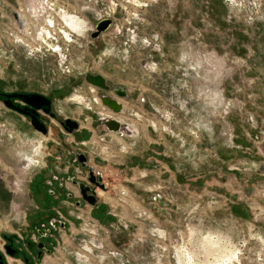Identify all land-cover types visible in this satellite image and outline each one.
<instances>
[{
	"label": "rangeland",
	"instance_id": "374dc122",
	"mask_svg": "<svg viewBox=\"0 0 264 264\" xmlns=\"http://www.w3.org/2000/svg\"><path fill=\"white\" fill-rule=\"evenodd\" d=\"M68 1L72 10L63 15L67 22H78L75 15L88 21L84 36L65 30L66 41L55 30V51L17 47L0 53V91L42 94L53 113L42 117L51 135L37 132L35 139L10 145L15 157L8 166L23 155L29 167H40V160H54L59 151H75L104 169L108 189L98 203L118 215L123 227L99 222L89 206L76 211L70 219L75 229L82 213L103 228L88 264H193L187 254L179 259L177 250L185 253V247L210 261L204 254L208 241L202 243L210 234L220 239L216 251L237 249L238 258L223 264H264V0H81V10ZM104 18L111 26L92 39ZM88 72L104 76L111 90L87 82ZM116 86L126 89V99L115 96ZM100 91L121 101L115 116L133 123L137 134L119 137L101 125V117L113 111L101 102ZM6 108L3 116L13 111ZM65 118L79 127L68 132ZM79 136L92 138L93 145L80 144ZM63 160H55L57 173L67 168ZM3 170L0 224L10 235L16 227L7 222L15 205L10 199L21 203L26 197H10L6 184L12 187L16 172ZM143 210L147 216L137 217ZM7 264L25 263L8 256Z\"/></svg>",
	"mask_w": 264,
	"mask_h": 264
},
{
	"label": "built area",
	"instance_id": "2783aa9c",
	"mask_svg": "<svg viewBox=\"0 0 264 264\" xmlns=\"http://www.w3.org/2000/svg\"><path fill=\"white\" fill-rule=\"evenodd\" d=\"M67 2L68 0H0V53L4 50L15 51L17 47L29 52L54 51L53 43L57 42V39L51 35L55 34V30L65 38V32L62 31L57 19L64 23L60 15L68 12ZM256 17L258 18L259 15ZM261 18L262 16L258 20ZM65 40L69 41L66 38ZM21 104L23 105L22 102ZM7 110L0 100V146L7 142L17 147L22 144L23 136L3 116ZM160 203L162 207L159 206V209L166 212L163 207L165 203ZM87 206L92 208L88 204L85 207ZM145 215L147 216L143 210L138 212L137 217H145ZM77 217L80 223L76 228V234L81 235L77 244H74L75 236L70 238L71 246L62 239L61 242H57L50 254L42 257L39 264H88L89 254L93 252L92 247H96L93 240L102 227L91 215L82 213ZM109 254L114 258L121 256L119 251H110Z\"/></svg>",
	"mask_w": 264,
	"mask_h": 264
},
{
	"label": "crops",
	"instance_id": "0c3cea01",
	"mask_svg": "<svg viewBox=\"0 0 264 264\" xmlns=\"http://www.w3.org/2000/svg\"><path fill=\"white\" fill-rule=\"evenodd\" d=\"M72 1H74V3L72 4L75 6V9H77V7L79 10L82 9V7L80 6L81 0H72ZM67 3L69 5L68 11L70 12L72 10V5L70 1H68ZM79 10H77V13L79 12ZM74 11L76 12V10ZM63 14L60 15V18L62 19L64 23L58 20L60 27H62L63 32H65L66 30L68 35L70 36H84L87 33L88 21H86L85 19H82L80 15L79 16L75 15L78 22H76V25H72L73 27H71L67 22L68 19L65 18ZM261 21H262L261 27H263L264 26V14H263V19ZM12 113L14 115H12ZM4 117L6 118V120L10 121L17 128V130L23 137H31V138H34V136L37 137L36 133L38 131L33 129L29 122H28L29 124H24V118L19 116V114L15 112L14 110L10 111L9 114L7 113ZM97 133L98 134L95 137L99 139L102 138V136L104 135L103 130H100L99 128L97 130ZM48 135H51L50 131L48 132ZM91 137L93 138L94 136L91 135ZM92 138L87 139V137H80L79 142L80 144L86 145V146L91 145V144L93 145ZM42 142L43 140H40V143L38 144V146H36L37 150L42 148L43 146ZM13 157H15V155H14V152H12L11 150L10 144L7 142L2 144L0 146V165L4 170L5 169L8 170L7 172L11 173L12 175H14L16 172L15 174L16 178L12 179L13 180V182L11 183L12 187L9 186V184L8 185L6 184L8 192H10V195H11L10 197L14 198V197H19L20 195L26 197L25 201L21 203H16L14 199H10L11 204L12 205L15 204V205L12 206V210L14 211L9 213L8 217L10 218L9 220H7V222L14 221V223H16L15 225L16 227L15 229L13 228V230H8V231H10L11 233L16 229L24 230L31 223L37 222L40 219V216L50 213L54 207V210L55 209L58 210V212H60L64 216V218L67 220V226H66V229L63 230V232H64V235H66V240L68 239L67 241L69 242L71 237L77 236V234H75L76 233L75 225L74 223L72 224L71 222V220H73V217L75 218L76 211L71 207V201H69L66 197L62 195L58 196L59 191L57 192L58 194L56 193V195L53 197L50 196L47 192V188H48L47 181L51 178L52 174H56V175L67 174L68 175L69 173H71L72 170H68L69 166H64V165L63 167H67V168L60 169L59 173L61 174L57 173L58 166L56 165L57 163L55 161L56 159L59 161L62 157H64V159L66 158L68 159V157H70L68 151H65V152L59 151L58 157L54 158V160H52L51 158H46L45 162L44 160L43 161L40 160L38 162V163H41L40 167L30 166L29 168H26L28 160L23 155L21 156L22 160L20 157L17 164L14 167H10L8 166V162H9L8 160H10V158H13ZM64 163L65 162L63 160L62 164ZM71 168L74 171L76 170L75 167H71ZM23 170L25 171L23 172L24 174L22 175L20 174V172ZM68 171L69 173H67ZM66 187L68 190L72 189V188H69V186H66ZM53 202H55L57 206L54 205ZM96 205L92 207L93 209L91 210L92 211L91 214L95 215L94 218H96V220L106 224V226L108 227H113V229H118V227L122 225L121 218L120 220L117 219V217H119L118 215L116 216V214L112 212L111 210L106 209L104 206H100L99 203H98L99 206H96ZM51 206L52 208L50 210L49 208ZM114 224L116 225V227H114ZM60 235L64 241L65 239L64 236L62 234Z\"/></svg>",
	"mask_w": 264,
	"mask_h": 264
},
{
	"label": "flooded vegetation",
	"instance_id": "af4514ba",
	"mask_svg": "<svg viewBox=\"0 0 264 264\" xmlns=\"http://www.w3.org/2000/svg\"><path fill=\"white\" fill-rule=\"evenodd\" d=\"M13 93H19V92H13ZM6 94L9 93H4L0 91L1 101H4L6 99L5 96ZM10 100L15 105L21 107L23 106L21 102L15 98H10ZM38 112H39L38 118L43 123H44V120L42 118L43 116L50 117L49 115L42 113V111L40 110ZM129 124L133 125L137 130L136 126L133 123L129 122ZM64 162H65L64 166H69V167H74V165L77 164V166L81 168L82 170L81 172L83 173L81 174V176H78L74 174V170L72 169L71 173H69V175H66L65 177L52 174L51 178L47 181V185H48L47 192L50 196L53 197L59 191L58 196L62 195L66 197L69 201H71V207L75 211L77 210L79 211L81 210L82 207H85L87 205V202L83 199L78 185L74 184V182L79 181L89 186L90 188H92L94 185L91 182H89L88 180L89 176L87 170L84 167H82V165L77 161L76 157L74 156V153H72V155H70L68 159L66 158ZM88 162L89 160L87 158V165H90ZM92 165L95 168L96 165L95 164ZM0 169L3 170L1 165H0ZM101 170L100 171L102 172V176H103L101 182L105 184L104 175H103L104 169ZM0 179L3 180V177L0 176ZM65 180L71 183L73 187L72 189L70 190L67 189ZM0 188L3 189V186H0ZM105 193L106 192L99 189V187L95 188V195L98 198V201L100 199V196H104ZM87 194H89L88 191ZM51 208L52 206L49 209L51 210ZM165 211L167 212L168 210L165 209ZM66 226H67V220L60 212H58V210L56 209L54 210V207L50 213L40 216V219L37 222L31 223L24 230L16 229L13 232H11L10 235H8L0 226V262H2V264H7L8 256H12V257L20 258L22 261H24L25 264L38 263L45 254H50L53 251L57 242H61L62 238L60 235L61 234L60 231L65 230ZM8 249L14 251L13 255L9 254Z\"/></svg>",
	"mask_w": 264,
	"mask_h": 264
},
{
	"label": "water",
	"instance_id": "95a60500",
	"mask_svg": "<svg viewBox=\"0 0 264 264\" xmlns=\"http://www.w3.org/2000/svg\"><path fill=\"white\" fill-rule=\"evenodd\" d=\"M16 16L15 14H13ZM112 20L110 18H104L99 20L95 24L94 30L91 32L90 37L92 39H98L100 34L104 31H106L111 26ZM84 79L91 83L92 85L99 88L101 91H110L111 85L107 82L106 78L102 76L101 74H93V73H86L84 75ZM99 92L98 95L101 99V102L103 105L107 106L110 110H112L114 113H118L121 111L122 106L118 102V100L109 95V94H103L102 92ZM112 91L114 92L115 96L118 98H127V91L122 86H116L112 88ZM6 99L3 101L4 105L15 112L22 114L24 116H27L30 120V125L33 129H35L38 132H41L42 134H47L48 129L46 125L41 122L39 117V110L42 111V113L49 115L50 117H53V113L51 112V100L47 98L46 96L39 94V93H9L6 94ZM10 98H15L23 103V106H18L12 103ZM63 127L68 132H72L73 130H76L79 127V124L70 118H65L62 122ZM101 125L108 130L112 132H117L121 129V124L118 120L115 118H107L101 120ZM74 156L76 157L77 161L84 167L88 172V180L91 182L94 186L90 188L89 186L85 185L84 183H81L79 181H75L74 184L78 185L80 193L83 197V199L87 202L88 205L91 207H94L97 202L98 198L95 195V188L99 187V189L103 191H107V187L102 181V172L100 170H95L92 165H87V157L85 154L81 152H73ZM87 191L89 194H87ZM9 254L13 255L14 251L8 249ZM39 259V257H38ZM2 264V262H0Z\"/></svg>",
	"mask_w": 264,
	"mask_h": 264
},
{
	"label": "bare ground",
	"instance_id": "6f19581e",
	"mask_svg": "<svg viewBox=\"0 0 264 264\" xmlns=\"http://www.w3.org/2000/svg\"><path fill=\"white\" fill-rule=\"evenodd\" d=\"M70 20L71 19H69L68 24H72V23L76 22L75 19L73 21H70ZM117 100L122 106L121 101L119 99H117ZM111 113L113 115L102 116L101 119H107V118H112L113 117V118H115L116 120H118L120 122L121 129L119 131H117V132L110 131L112 134L118 135L119 137H129L130 135L137 134V130L135 129V127L133 125H131V124L127 123V122H124L123 120H121V119H119V118H117L115 116L116 114H119V113H113V112H111ZM28 167H29V163L27 162L26 168H28ZM216 240L220 241L219 237L214 238L210 234V235L205 236L203 238V241H202V243L208 241L207 245H208L209 249H207L208 251L205 252L204 254H206V256H208V257L209 256L213 257V260L211 259L209 261L206 258L201 260L200 257H199V252H197L196 249H195L196 250L195 251L194 249H190V248H186V247L183 248V251L185 253H183V252L181 253V249L177 250L179 252V254H178V256L180 257L179 259L182 261L183 260L182 257L185 256L184 254H187V255H189L191 257V260L193 261L192 262L193 264H223L224 261L226 262L225 258L227 260H229V259H237L238 258V256L236 255V250H237L236 248L227 249V247H229V246H227V247L225 246L223 251H221V252L216 251L215 248L217 249L216 246L219 245V243H215ZM202 243L200 245H202ZM184 262L185 261H183V264H184Z\"/></svg>",
	"mask_w": 264,
	"mask_h": 264
}]
</instances>
